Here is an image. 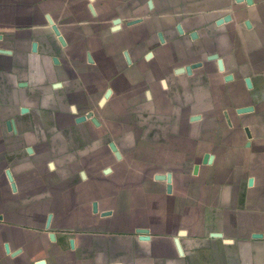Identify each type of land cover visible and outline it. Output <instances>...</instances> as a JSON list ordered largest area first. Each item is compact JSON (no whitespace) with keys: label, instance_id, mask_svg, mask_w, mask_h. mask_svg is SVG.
<instances>
[{"label":"crops","instance_id":"1","mask_svg":"<svg viewBox=\"0 0 264 264\" xmlns=\"http://www.w3.org/2000/svg\"><path fill=\"white\" fill-rule=\"evenodd\" d=\"M55 1L59 6L53 9ZM189 1L185 7L169 1L158 13L206 14L200 0ZM225 1L226 7L237 3ZM119 3L0 0V145L8 150L0 153V264H264V240H250L254 231L264 234L262 138L226 129L225 137L202 142L200 121L193 120L197 116L188 118L191 107L183 102L171 105L167 88L147 92V106L137 101V89H128L130 97L134 94L128 123L145 127L147 134L136 142L147 146L142 159L202 161L201 167L192 163L191 168L180 164L176 172L138 171L139 182L127 186H117L116 177L124 174L116 173L106 191L105 171L103 178L84 184L74 181L66 167H35L38 154L23 151L45 143L66 161L69 146L79 141L74 129L86 124L76 106L89 96L105 106L114 95V79L105 76L110 60L105 54L131 43L116 24ZM146 3L144 14L153 15L156 0ZM105 16L114 18L107 30L102 28ZM194 27L182 21L171 32ZM140 31L157 32L152 26ZM191 98L195 112L199 97ZM95 144L103 146L104 140ZM176 177L182 183H175ZM180 224L208 232L158 231Z\"/></svg>","mask_w":264,"mask_h":264},{"label":"rangeland","instance_id":"2","mask_svg":"<svg viewBox=\"0 0 264 264\" xmlns=\"http://www.w3.org/2000/svg\"><path fill=\"white\" fill-rule=\"evenodd\" d=\"M117 1H120L121 15L116 24H119L122 34H126L131 43L121 44L119 52L109 48L105 54L106 59L110 57L105 76L114 79V95L105 106H98L99 98L94 96H89L82 107L76 106L79 109L78 116L86 124L74 129L79 141L69 146L70 155L65 158L66 161L61 160L63 153L59 156L45 143L25 146L23 151L26 153L31 148L38 154L35 167L45 170L50 167H66L74 181L84 184L96 182L97 176L103 178L105 171L106 191L115 184L110 176L116 173L124 174L116 177L117 186H127L132 181L139 182L134 176L138 171L150 170L154 174L160 171L176 172L180 170V164L191 168L192 163L201 167L202 161L160 162L142 159L147 146L136 142L147 134L145 127L138 128L128 123L127 111L134 95L130 93V97L128 89H137V101L147 106L150 104L146 100L147 92L167 88L168 98L173 102L171 105L183 102L186 109L191 107L185 112L188 113L187 117L197 116L193 120L200 121L199 135L202 142L209 137H225L226 129L235 130L238 136L262 138L264 142V0H235L237 3L232 6L227 4V7L225 0H200L201 9L207 10L204 11L205 15L199 17H164L158 13L163 12L162 6L169 1L171 5L185 7L189 0H156L158 10L150 16L144 14L147 0ZM52 6L56 9L59 5L55 1ZM210 11H215V16ZM61 12L57 14L62 16ZM112 19L105 16L102 28L109 29ZM182 21L186 25L192 23L195 30L171 32ZM148 26L157 32L140 31ZM181 75L185 76L184 81L178 79ZM111 80H106L105 89H109ZM180 90L184 92L181 94ZM192 94L196 99L199 97V102L195 103V112H192ZM93 121H97L99 126H95ZM100 139L104 140L103 146L95 144ZM14 147L17 148L15 151L20 152L19 146ZM5 150L8 152L7 148ZM5 150L0 145V153ZM176 179L175 183H182V178ZM254 182V178H250V185ZM14 185H17L16 181ZM194 227L180 224L158 231L169 235L188 233L190 236L204 230L194 232ZM252 237L250 240H264L263 231H254Z\"/></svg>","mask_w":264,"mask_h":264}]
</instances>
